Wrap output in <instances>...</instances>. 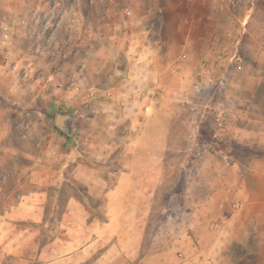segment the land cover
I'll use <instances>...</instances> for the list:
<instances>
[{"label": "rangeland", "instance_id": "obj_1", "mask_svg": "<svg viewBox=\"0 0 264 264\" xmlns=\"http://www.w3.org/2000/svg\"><path fill=\"white\" fill-rule=\"evenodd\" d=\"M12 1L18 10L6 12L3 9L6 1L0 0V35L10 34L9 30L13 28L21 35L13 43L19 51L28 46V37L35 41L40 36L53 33V40L56 42L48 44L36 40L38 44L34 45L48 59L49 55H53L54 62L60 65L68 61L69 63L62 75L54 78L53 85L43 88L44 94L41 92L38 96L33 89H27L15 91L10 93L11 97H6L10 92L7 90L9 85L20 81V72L5 74L0 71V178L6 176L7 179L0 186V194H7V197L0 195V215L18 207H27V203L34 206L26 197L34 189L43 191L45 195L42 219H9L0 223V264H142V261L154 258V254L169 243L168 232L174 229L169 227L176 226L172 212L177 213V209L172 204H176L175 208L179 206L185 166L197 158L208 144L216 142L213 138L215 130H222V126L216 123V110L209 108L217 96L213 93L214 85L211 83L215 76L213 73L204 76L199 82L209 84H202L197 89L192 84V88L185 91L188 95L186 98L176 88L173 91L154 92L158 101L148 113H139V108L141 111L145 110L140 102L148 101L152 97V92L146 88L149 87L150 80L144 74L145 71L151 75L154 69L158 71L162 83L177 81L176 77L171 75L172 78L169 79L170 76L165 74L168 72L165 70L171 62V56H162L157 63L151 61L150 64L141 59L136 61L139 63L138 70L133 71L140 76L139 81L145 82L144 92L129 91L127 94L120 88L107 93L100 88L95 89L97 86H94L89 91L92 107L84 109V105L78 101L80 95L84 96V92L80 91L90 84L88 81L105 86L106 82L118 87L121 85L122 73L127 68L128 60L120 59L117 43L123 41L125 36L133 37L132 32L137 28L130 23L133 15L126 11L132 0ZM167 1L159 0L163 8L153 15L156 19L150 33H141L147 39L154 37L152 40L155 41V46L160 48L161 42L179 40L182 33L189 29L183 26V21L188 16L187 3L183 1L180 9L174 11L166 5ZM174 3L177 5L178 2ZM127 16L131 20L123 19ZM55 21H59L57 26H54ZM179 23L182 26L180 28L177 26ZM88 38L102 41L109 38L114 43H98L97 50L100 54L107 55L109 60L105 62L99 56L88 60L85 69L89 73H81L77 77L75 72L78 71L75 67H84V59L87 58L85 52L89 47L86 43ZM64 50L69 52V57H61L60 53ZM174 51L176 47L173 57L176 55ZM115 55L119 60L114 58ZM4 60L0 56V61ZM201 63L207 65L209 61L203 59ZM100 70H111L109 75L111 72H115V75L109 79L106 78L107 75L101 76ZM194 76L195 74L189 79L194 81ZM222 95L218 97L224 99ZM58 112L70 113L71 118H91L88 119L91 123H78V131H75L76 124L70 119L67 122V132L62 133L54 126V118ZM135 114H141L139 119L156 136L153 141L150 138L141 140L142 146L147 148L149 142H155L158 153L162 151L164 155L161 160L163 166L157 179L154 177L162 186H138V183H149L144 175H139V179L134 181L135 186L130 188V200L122 205L119 231L111 233L114 225L111 223L109 228H105L103 224L110 216L105 191L116 183L118 160L112 156L113 153L107 159H100L96 155L100 151L115 153L125 145V140L117 132L118 119L132 118ZM148 118L156 120L150 122ZM109 125L114 128V137L106 132ZM79 131L88 136V142L79 138ZM59 134L66 137L65 140L59 142ZM220 143L224 144L225 141L221 140ZM129 144L132 145V140ZM81 153H91V156L79 155ZM35 162L49 167H63L68 171L62 172L61 178L64 179L60 183L54 184L51 175L53 171H48L49 179L43 181L45 185L27 186L26 184H34L31 183L34 177L31 171H22L20 166ZM69 182H75L76 185ZM70 196L81 202L76 205L81 206L80 210H86V219L65 217L64 213L70 210L67 200ZM119 204L114 205L116 207ZM102 230L110 233L102 235ZM4 240L8 243L7 246Z\"/></svg>", "mask_w": 264, "mask_h": 264}, {"label": "crops", "instance_id": "obj_2", "mask_svg": "<svg viewBox=\"0 0 264 264\" xmlns=\"http://www.w3.org/2000/svg\"><path fill=\"white\" fill-rule=\"evenodd\" d=\"M5 1L3 9L6 12L18 10L12 0ZM176 1L177 5L174 3ZM183 1L187 3L188 16L183 21L185 24L182 23L189 29L182 33L179 40L161 42L160 48L155 46L154 37L147 39L145 35L142 37L141 33H150L156 19L153 15L158 14L163 8L162 3L159 0H132L126 11L130 12L133 18L127 16L123 19H132L130 23L137 28L132 32L133 37L125 36L123 41L117 43L120 59L128 60L127 68H124L122 73L121 85L118 87L106 82L107 86H105L88 81L90 84L85 85L80 91L84 92V96L80 95L78 103L84 105V109L91 106L89 91L94 86H97L95 89L100 88L107 93L120 88L127 94L129 91L144 92L145 82L139 81L140 76L133 71L138 70L139 63L136 61L141 59L150 64L151 61L157 63L162 56L166 58L171 56V62L165 70L168 72L165 74L170 76L169 79L172 76L176 77L177 81L162 83L158 71L154 69L152 75L145 71L144 74L150 80L149 87L146 88L152 92V97L148 101L140 102V106L145 110L141 111L139 108V113H148L158 101L154 92L173 91L176 88L186 98L188 95L185 91H189L193 85V88L197 89L196 87L208 83L199 81L213 73L215 77H213L214 82L211 83L214 85L213 93L217 96L212 100L209 108L216 110V123L222 126V130H215L213 138L216 142L208 144L197 158L192 159L185 166L179 206L175 208L176 204H172V207L177 209V213L172 212L176 226H170L169 229H174L171 232L167 231L170 237L169 243L160 249V252L155 253L154 258L144 260L142 264H264V0H181L180 2L168 0L166 5L177 11ZM124 23L127 24L125 21ZM177 26L182 27L180 23ZM22 30L23 26L21 32ZM9 31L10 34L0 35V56L5 59L0 61V71L5 74L20 72V81L15 85H9L7 90L10 92L6 97H11L10 93L15 91L27 89H33L37 96L41 92L44 94L43 88L53 85L54 78L62 75L69 61L60 65L54 62L55 59H48V56L39 52L34 45H37L38 41H32L30 37L27 38L26 49L17 51V45L13 43H16V38H20L21 35H18L13 28ZM95 40L88 38L86 41L89 44L85 52L87 58L84 59V67H75L78 71L75 72L77 77L78 74L89 73L85 69L88 60L91 61L98 56L105 62L109 60L107 55L100 54L96 45L104 42L113 44V40L109 38L103 39L104 41ZM174 47H176L174 51L176 55L173 57ZM114 58L119 60L117 55ZM203 59L208 60L209 63L202 64ZM100 71L101 76L107 75L106 78L109 79L115 75V72L109 75L111 70ZM194 74V81L193 79L191 81L189 78L190 76L193 78ZM220 94H223L224 99L218 97ZM72 102L76 101L72 100ZM139 118L141 114H135L132 118H119L118 123L122 126L118 124L116 128L125 140V145L115 153L100 151L96 155L100 159H107L113 153L112 156L114 155L118 160L116 183L105 191L106 201L110 206L108 211L110 216L103 224L105 228H109L111 223L114 225L111 233L119 231L122 205L130 200V188L135 186L134 181L139 179V175H144L149 183H138V186L152 188L158 184L162 186L160 182L154 180V177L157 179L163 166L161 160L164 155L162 151L158 153L155 142H149L147 148L142 146L141 140L150 138L153 141L156 136L154 131H151L150 127L146 128L145 122ZM71 119L76 124L75 131H78V123H91L88 122L91 118ZM154 119L156 120V118H148L150 122ZM112 127V125L107 126L106 132L114 137ZM77 134L79 138L88 142V136L83 132L79 131ZM58 137L59 142L66 138L62 134ZM131 140L132 145L129 144ZM221 140L225 143L221 144ZM166 148L165 144L164 149ZM79 155L91 156V153ZM181 162L182 167L184 158ZM20 169L32 172L34 179L32 178L31 183L34 184H26L32 187L45 185L43 181L49 179L48 171H53L51 175L54 184L62 182L64 179L61 178L62 172L68 171L63 167H49L37 162L22 165ZM65 180L69 181V179ZM5 181H7L6 176L0 178V186ZM69 183L76 185L75 182ZM43 193L38 189L30 191L29 196L26 197L34 206H29L27 203V207L5 211L0 215V223H5V220L9 219L30 221L42 219L45 200ZM0 195L7 197L6 193ZM67 200L70 210L64 213L65 217L86 219V210L84 208L80 210L81 206L76 205L81 202L74 196L68 197ZM171 200L172 195L169 198L170 202ZM118 203L120 204L115 207L114 204ZM91 231L93 232L92 228ZM102 232L100 233L102 235L110 233ZM7 245L8 243L5 244Z\"/></svg>", "mask_w": 264, "mask_h": 264}, {"label": "water", "instance_id": "obj_3", "mask_svg": "<svg viewBox=\"0 0 264 264\" xmlns=\"http://www.w3.org/2000/svg\"><path fill=\"white\" fill-rule=\"evenodd\" d=\"M71 114L67 112H58L54 118V126L58 131L67 130V122L71 119Z\"/></svg>", "mask_w": 264, "mask_h": 264}, {"label": "built area", "instance_id": "obj_4", "mask_svg": "<svg viewBox=\"0 0 264 264\" xmlns=\"http://www.w3.org/2000/svg\"><path fill=\"white\" fill-rule=\"evenodd\" d=\"M58 24H59V21H55L54 22V26H57ZM52 34L53 33H51L49 35H46V36H40V37L36 38L35 41L36 40H41V41L46 42L48 44H52L53 42H56L55 40H53L54 38H53ZM60 55H61L62 58H67V57H69V52L67 50L66 51L65 50L61 51ZM49 59H53V55H49Z\"/></svg>", "mask_w": 264, "mask_h": 264}, {"label": "trees", "instance_id": "obj_5", "mask_svg": "<svg viewBox=\"0 0 264 264\" xmlns=\"http://www.w3.org/2000/svg\"><path fill=\"white\" fill-rule=\"evenodd\" d=\"M60 132H62V133H66V132H67V130H65V131H60Z\"/></svg>", "mask_w": 264, "mask_h": 264}]
</instances>
